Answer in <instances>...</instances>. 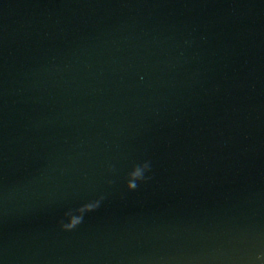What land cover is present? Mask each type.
<instances>
[{"label": "water", "instance_id": "95a60500", "mask_svg": "<svg viewBox=\"0 0 264 264\" xmlns=\"http://www.w3.org/2000/svg\"><path fill=\"white\" fill-rule=\"evenodd\" d=\"M0 264H264V0H0Z\"/></svg>", "mask_w": 264, "mask_h": 264}, {"label": "clouds", "instance_id": "9594fccd", "mask_svg": "<svg viewBox=\"0 0 264 264\" xmlns=\"http://www.w3.org/2000/svg\"><path fill=\"white\" fill-rule=\"evenodd\" d=\"M148 165L145 164L142 167H135L132 172L129 174V180L127 183V188L129 190H134L137 187V181L143 179V172L147 169ZM98 207V202L94 205H85L82 209H78L77 211L85 210V211H94ZM82 216L75 217L71 219V223L65 226L67 229L74 228L76 225L82 222Z\"/></svg>", "mask_w": 264, "mask_h": 264}]
</instances>
